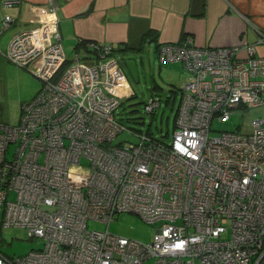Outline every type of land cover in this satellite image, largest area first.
Wrapping results in <instances>:
<instances>
[{
	"label": "built area",
	"instance_id": "built-area-1",
	"mask_svg": "<svg viewBox=\"0 0 264 264\" xmlns=\"http://www.w3.org/2000/svg\"><path fill=\"white\" fill-rule=\"evenodd\" d=\"M48 1L6 43L4 57L31 69L40 85L16 123L0 122V227L23 226L42 243L21 255L0 252V264H261L264 54L247 42L159 44V58L182 70L170 140L143 133L113 142L129 131L113 109L131 91L111 46L88 42L82 59L77 51L68 59L56 2ZM11 20L3 14L0 31ZM157 104L149 97L144 108ZM255 105L263 114L247 129L210 133L213 121ZM121 211L158 222L148 243L108 230ZM88 220L105 227L88 228Z\"/></svg>",
	"mask_w": 264,
	"mask_h": 264
},
{
	"label": "crops",
	"instance_id": "crops-1",
	"mask_svg": "<svg viewBox=\"0 0 264 264\" xmlns=\"http://www.w3.org/2000/svg\"><path fill=\"white\" fill-rule=\"evenodd\" d=\"M54 1L60 43L63 50L65 47L73 53L79 37L108 42L121 50L138 49L144 42L151 41L157 58L163 62L156 49L159 43L178 41L188 36L196 46L245 42L254 45L255 29L264 30V0ZM48 3V0H16L4 4L0 0V19L5 13L12 18L9 25L0 31V62L11 34L32 26ZM172 63L179 73L178 61L173 60ZM4 65L10 74L9 64ZM18 76H23V73ZM18 116L15 121L5 123H16Z\"/></svg>",
	"mask_w": 264,
	"mask_h": 264
},
{
	"label": "rangeland",
	"instance_id": "rangeland-1",
	"mask_svg": "<svg viewBox=\"0 0 264 264\" xmlns=\"http://www.w3.org/2000/svg\"><path fill=\"white\" fill-rule=\"evenodd\" d=\"M259 31L264 32V30L255 29V36L252 41L253 48L257 44L256 50L254 49L255 55L264 54V44H261L262 41L259 40ZM185 37L189 38L188 36ZM187 38L186 41H188ZM182 40L184 39L179 41ZM108 44L113 48L110 43ZM84 45L80 44L79 46ZM156 49L158 50V47ZM85 50L91 49L85 47ZM64 52L68 59H72L74 54L72 50L64 47ZM85 54H87L86 51H79L78 57L82 59ZM112 54L124 78L123 80L126 81L132 92V94L129 92L124 95L125 97H121L122 99H119L120 102L113 109V116L129 130L124 129L118 132L113 138V142L120 141L122 144L134 142L137 139L136 134L143 133L164 142L169 141L174 113L181 95L179 84L183 80L180 75L182 70L180 69L178 73L177 66L171 60L165 59L161 62L157 58L154 44L151 41L144 42L143 46L138 49H116L112 51ZM3 59L0 62V122H13L18 116L19 103L27 101L33 95L40 81L26 66L13 63L4 56ZM4 63L9 64L10 74ZM19 73H23V76H18ZM207 75H204V79ZM149 97L157 100L158 104L146 111L143 104L148 101ZM262 114V105L238 107L231 113L229 119L213 121L210 133L221 129L234 130L236 127L239 130L247 129L249 120L260 117ZM85 165L86 159L79 157L77 166L85 168ZM156 225H158L157 221L149 224L136 213L121 211L114 215L107 228L112 233L148 243ZM87 227L103 229L105 223L88 220ZM41 243L40 238L30 237L23 226L0 227V252L7 256L21 255L30 249L38 248ZM261 264H264V258Z\"/></svg>",
	"mask_w": 264,
	"mask_h": 264
},
{
	"label": "trees",
	"instance_id": "trees-1",
	"mask_svg": "<svg viewBox=\"0 0 264 264\" xmlns=\"http://www.w3.org/2000/svg\"><path fill=\"white\" fill-rule=\"evenodd\" d=\"M86 42V44L84 45V43ZM88 42H100V41H95V40H91V39H86V38H80V39H76V41H75V44H74V46H76L75 47V50L77 51V52H79L80 50H82V51H85V47H87L86 45H87V43ZM80 44H82V45H84V46H79ZM160 44V43H159ZM117 49V47H113V48H111V50H110V52H109V54H111L112 56H113V54H112V51H114V50H116ZM74 50V51H75ZM121 50V49H120ZM114 57V56H113ZM115 59V58H114ZM37 91V90H36ZM36 91H35V93H36ZM35 93L32 95V96H34L35 95ZM131 94H132V92H131ZM131 94H130V96H131ZM31 96V97H32ZM129 96V97H130ZM30 97V98H31ZM120 102V101H119ZM24 103V101H22V102H20V105H19V110H20V108H21V106H22V104ZM146 103V102H145ZM144 103V104H145ZM143 104V105H144ZM118 120V119H117ZM144 134H146V133H144ZM152 137H154V136H152Z\"/></svg>",
	"mask_w": 264,
	"mask_h": 264
},
{
	"label": "flooded vegetation",
	"instance_id": "flooded-vegetation-1",
	"mask_svg": "<svg viewBox=\"0 0 264 264\" xmlns=\"http://www.w3.org/2000/svg\"><path fill=\"white\" fill-rule=\"evenodd\" d=\"M179 41V40H178ZM178 41H173V42H178Z\"/></svg>",
	"mask_w": 264,
	"mask_h": 264
}]
</instances>
